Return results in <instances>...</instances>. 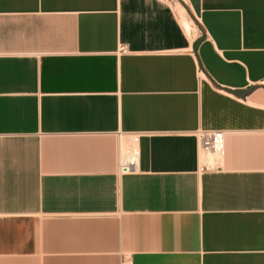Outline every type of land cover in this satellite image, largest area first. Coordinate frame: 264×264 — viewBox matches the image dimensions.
Returning <instances> with one entry per match:
<instances>
[{
  "label": "crops",
  "instance_id": "crops-1",
  "mask_svg": "<svg viewBox=\"0 0 264 264\" xmlns=\"http://www.w3.org/2000/svg\"><path fill=\"white\" fill-rule=\"evenodd\" d=\"M169 1L0 0V264H264V0Z\"/></svg>",
  "mask_w": 264,
  "mask_h": 264
},
{
  "label": "built area",
  "instance_id": "built-area-1",
  "mask_svg": "<svg viewBox=\"0 0 264 264\" xmlns=\"http://www.w3.org/2000/svg\"><path fill=\"white\" fill-rule=\"evenodd\" d=\"M126 52L125 49L122 50ZM200 155L217 156L212 163L204 161L203 169L215 170L219 167L225 153V132L220 130H201L198 134ZM125 145L119 152L120 166L123 173L135 172L138 165L139 150L137 136L129 135L123 137Z\"/></svg>",
  "mask_w": 264,
  "mask_h": 264
},
{
  "label": "bare ground",
  "instance_id": "bare-ground-1",
  "mask_svg": "<svg viewBox=\"0 0 264 264\" xmlns=\"http://www.w3.org/2000/svg\"><path fill=\"white\" fill-rule=\"evenodd\" d=\"M181 10V9H180ZM177 12V11H176ZM183 13V12H182ZM182 15V14H181ZM181 23H182V26L184 27V29L186 30V32L188 33V34H190V32H191V25H190V23L189 22H187L186 20H184V19H182L181 20ZM202 159L206 162V163H210L209 161H208V159H216V157L217 156H214V155H204V154H202ZM213 160V161H214ZM212 161V162H213ZM211 162V163H212Z\"/></svg>",
  "mask_w": 264,
  "mask_h": 264
},
{
  "label": "rangeland",
  "instance_id": "rangeland-1",
  "mask_svg": "<svg viewBox=\"0 0 264 264\" xmlns=\"http://www.w3.org/2000/svg\"><path fill=\"white\" fill-rule=\"evenodd\" d=\"M167 2L169 1V0H166ZM171 1H173V3H175V4H179V5H181L180 3H179V0H171ZM171 1H169V2H171ZM173 3H171V5L173 6ZM187 13H188V10H187Z\"/></svg>",
  "mask_w": 264,
  "mask_h": 264
}]
</instances>
